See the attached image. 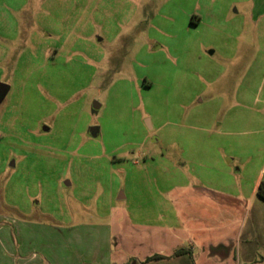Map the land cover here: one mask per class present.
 Segmentation results:
<instances>
[{"label":"rangeland","instance_id":"1","mask_svg":"<svg viewBox=\"0 0 264 264\" xmlns=\"http://www.w3.org/2000/svg\"><path fill=\"white\" fill-rule=\"evenodd\" d=\"M0 83L2 231H241L264 264V0H0Z\"/></svg>","mask_w":264,"mask_h":264},{"label":"crops","instance_id":"2","mask_svg":"<svg viewBox=\"0 0 264 264\" xmlns=\"http://www.w3.org/2000/svg\"><path fill=\"white\" fill-rule=\"evenodd\" d=\"M261 180L262 172L253 190ZM185 199L188 204L194 200L178 196L174 202ZM3 229L0 226V264H238L241 259V231H85L80 233L85 244L79 245L72 238L75 232L64 239L63 231ZM177 250L182 252L173 255ZM153 254L165 258L139 262Z\"/></svg>","mask_w":264,"mask_h":264},{"label":"trees","instance_id":"3","mask_svg":"<svg viewBox=\"0 0 264 264\" xmlns=\"http://www.w3.org/2000/svg\"><path fill=\"white\" fill-rule=\"evenodd\" d=\"M255 194H256L258 197L264 199V180H261V181L259 182V184H258V186H257V188H256V190H255ZM181 252H182V251L177 250V251H175V252L173 253V255H175V254H179V253H181ZM162 258H165V256H164V255H161V254H153V255H151V256H149V257H147V258H145L144 260L139 261V262H147V261H150V260H157V259H162ZM124 264H129V262H126V263H124Z\"/></svg>","mask_w":264,"mask_h":264},{"label":"water","instance_id":"4","mask_svg":"<svg viewBox=\"0 0 264 264\" xmlns=\"http://www.w3.org/2000/svg\"><path fill=\"white\" fill-rule=\"evenodd\" d=\"M7 89H8V87H7L6 84L0 83V95L1 94H4L7 91ZM41 129L44 130V131H46L48 128L45 125H42L41 126ZM87 132L92 137L98 136V134H99V127L97 125H92V126L88 127ZM9 164L12 165L13 164V161L11 160Z\"/></svg>","mask_w":264,"mask_h":264},{"label":"flooded vegetation","instance_id":"5","mask_svg":"<svg viewBox=\"0 0 264 264\" xmlns=\"http://www.w3.org/2000/svg\"><path fill=\"white\" fill-rule=\"evenodd\" d=\"M5 93H6V92H5ZM5 93L0 95V100L3 98V96L5 95Z\"/></svg>","mask_w":264,"mask_h":264},{"label":"built area","instance_id":"6","mask_svg":"<svg viewBox=\"0 0 264 264\" xmlns=\"http://www.w3.org/2000/svg\"><path fill=\"white\" fill-rule=\"evenodd\" d=\"M263 174V177H264V173H262Z\"/></svg>","mask_w":264,"mask_h":264}]
</instances>
